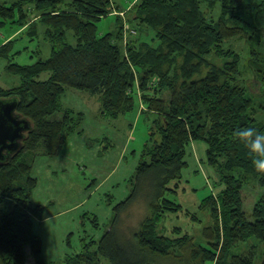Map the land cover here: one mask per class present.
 <instances>
[{"label": "trees", "instance_id": "16d2710c", "mask_svg": "<svg viewBox=\"0 0 264 264\" xmlns=\"http://www.w3.org/2000/svg\"><path fill=\"white\" fill-rule=\"evenodd\" d=\"M117 8L113 0L0 4V26L16 23L35 35L40 23L51 48L48 58L32 65L9 61L7 70L21 84L0 87V100L17 99L18 116L31 124L20 150L0 164V264H54L43 258L42 240L33 231L43 209L32 201L38 183L33 168L39 156H58L83 124V112L64 106L68 89L98 96L101 115L111 119L132 112L136 95L151 126L131 192L113 207L109 229L66 264H254L256 246L240 254L232 249L250 238L264 242V196L248 213L243 195L251 181L264 188V173L256 171L253 155L234 133L243 127L264 132L258 118L264 105L248 95L264 85V52L250 49L246 64L256 76L250 87L239 78L241 55L225 42L264 39V0H135L126 10L139 34L130 41L119 14L116 30L98 35V23ZM32 14L37 18L29 22ZM15 41L0 46V59L10 60ZM212 54L227 60L212 63ZM197 141L207 144L206 161L223 187L200 205L211 219L202 231L206 244L179 227L161 225L183 212L170 195L177 196L189 146ZM138 201L147 213L128 226L126 215Z\"/></svg>", "mask_w": 264, "mask_h": 264}, {"label": "rangeland", "instance_id": "374dc122", "mask_svg": "<svg viewBox=\"0 0 264 264\" xmlns=\"http://www.w3.org/2000/svg\"><path fill=\"white\" fill-rule=\"evenodd\" d=\"M14 1L0 0V4H10ZM134 2L135 0H113V3L121 9H114L112 14L104 17L98 23V35L115 31L117 28V14H119L125 23L124 39L130 41L133 39L132 36H137L139 31L129 25V12L126 10ZM36 18L37 15L32 14L29 22H33ZM30 30L27 26H18L16 23L0 26V46L11 39L16 40L10 51V60L0 59V87L9 89L21 84L20 77L7 70L9 61L20 65H32L40 57H49L51 48L46 40V27L38 23L35 35L29 34ZM68 39L75 43L72 32L68 33ZM142 40L148 41L145 37ZM256 40L260 41L256 42ZM252 46L263 53L264 39H255L249 44L245 39L237 38L225 42V47L234 49L241 55V77L239 76V78L243 80V83L250 82V87L251 83L256 81V76L246 64ZM208 60L221 65L227 59L218 58L212 54L208 57ZM253 89L254 91L248 89V95L255 100L256 105H264V85H260L258 88L253 86ZM134 101L136 106L132 112L117 119H111L100 114L98 96L74 89H68L65 93L63 97L65 107L84 113L82 125L86 133L77 140L80 141L78 142L77 152L73 155H65L68 158L70 157L71 164L68 166L69 169L65 172L66 176L64 178H62V173H58L57 178L54 177L52 182L44 180L42 175L46 168L42 167L41 159L49 158L47 156L37 157L33 168V174H42L40 178L47 191L41 196L36 195V199L45 202V208L41 215L34 217L33 220V231L42 240V255L47 261L50 260L54 264H66V259L73 258L76 256L74 254L84 250V244L90 241L89 237L95 236L99 240L98 238L110 227L111 219L114 216L113 207L131 192V185L128 180L136 171L139 162L138 152L141 151L147 141L151 126V121L146 119L141 111L143 105L140 98L135 95ZM260 110L258 118L261 122H264V109L260 108ZM83 139L90 141L89 147L82 148ZM134 151H137V153ZM124 152L125 158L122 157ZM126 152H128L127 155ZM82 160H84V163H79L80 166L73 165V161L79 162ZM187 161L189 166L183 173L191 186L198 189L197 196L199 199H203L213 192L212 184L217 193L223 189V187L215 186V183L219 181V177L214 169H212V173L208 172L207 178H209L207 180H210L207 181L203 176L206 173L202 172L200 175H196L193 172L197 169V166L190 161L189 154ZM56 163L50 164V168L55 170L57 168ZM114 186L116 187L114 188ZM108 193L112 194L114 203H111L108 199ZM243 195L244 209L251 213L256 202L264 196V188H260L255 181H251L244 186ZM170 197L172 198V196ZM174 198L176 199V196ZM33 202L36 203V200H33ZM88 211L98 215L99 225H95L93 216L86 213ZM146 213L143 201L136 202L126 215L128 217L127 225H136ZM198 213L199 220L191 221L188 216L184 215L188 222H182L181 224L185 231L187 230L190 235L195 237L197 242L206 244L202 231L211 224L210 214L207 209L201 210L200 208ZM166 221L167 218L161 225H165ZM79 245L80 251L77 250ZM252 246L257 247L254 264H261L264 260V242L256 238H250L248 241L234 247L232 253L248 252ZM28 260L31 263L33 258L30 256ZM102 264L109 263L103 259Z\"/></svg>", "mask_w": 264, "mask_h": 264}, {"label": "crops", "instance_id": "0c3cea01", "mask_svg": "<svg viewBox=\"0 0 264 264\" xmlns=\"http://www.w3.org/2000/svg\"><path fill=\"white\" fill-rule=\"evenodd\" d=\"M67 108H69V107H67ZM99 112L101 114V105L99 107ZM85 133H86L85 132V128L82 125L80 127L79 131H77L71 138L69 137L70 140L69 141L67 140V143L63 146V148L60 151V154L57 157H49V158H42L41 159L42 160V167L44 166L46 168L45 171L43 172V175L41 174L45 181L52 182L54 177L57 178V174L58 173H62V176H63L62 178H64L66 176L65 172L68 171V169H69L68 166L71 164V160H70V157L68 158V156H65V155L66 154L67 155H73V153L77 152V147L79 145L78 142H80V141H77V140H78V138H82V136H84ZM91 136H93V135H91ZM89 143H90V141H86V139H83V141H82L83 147L82 148L89 147V145H90ZM203 143L204 142H201V141L192 142L191 145L189 146L188 154H189L190 161L192 163H195V165L197 166V169L195 171H193V172L196 175H200L202 172L206 173V175H203V176L207 180L209 178V177L207 178V174H208L209 171H210V173H212V169L213 168L211 166H209L207 161H206L207 144H205V143L203 144ZM143 148H144V146H143ZM143 148L141 149V151L138 152L139 153L138 154L139 155V162H140V159H141V153H142ZM124 149H125V147H124ZM134 152L137 153V151H134ZM127 153L128 152H126V155H127ZM122 157L123 158L126 157L125 156V152L122 154ZM186 160H187V158H186ZM54 162H57L56 163L57 164V168L55 170L50 168V166L53 165ZM139 162H138V164H139ZM79 163L80 164L84 163V160L79 161V162L78 161H73V165L74 166L75 165L80 166ZM187 163H188V165H187L186 168H188V166H189V162L188 161H187ZM138 164H137V166H138ZM206 166H209V167H206ZM34 167H35V164H34ZM136 169H137V167H136ZM135 173H136V171H135ZM135 173L129 178V180H128L129 183H131V179L135 175ZM41 175H38V174H35V173L33 174V176L35 178H37V182L38 183H37V186H36L35 190L33 191L32 201L36 200V203L33 202L34 205H42L43 206V209L41 211V213H42L44 208H45V205H44L45 202L43 203V202L39 201L38 199H36V195L37 194L39 196H41V194H43L44 192L45 193L47 192L45 190V185L41 181V178H40ZM209 180H207V181H209ZM178 186H177L178 189H177L176 199L181 204V206L183 207V212L178 213V214L169 215L167 217L166 223H164L165 224L164 226L168 230H171L174 227H179V228L182 229L183 232L189 233L187 230L186 231L184 230V228H183V226L181 224L182 222H188L187 219H185L184 215H186L185 213H189V214H192V215L195 214V215L198 216L199 215L198 209L200 208L202 200L205 197L203 199H199V197L197 196V190L198 189H195V188H193L191 186L189 180L185 179L184 173H183V178L180 181V183L178 184ZM212 186H213V192L212 193L216 194L217 192L215 191V187H214L213 184H212ZM215 186H218V184H215ZM51 187H52V185H51ZM115 187L116 186H114V188ZM174 187H175V184L172 185V188H174ZM50 192H51V190H50ZM212 193H210V194H212ZM129 194H130V192H129ZM107 196H108V199L110 200V202L114 203V198H113L112 194L108 193ZM170 196H172V195H170ZM174 196H172V197L174 198ZM86 213L88 214V213H90V211H88ZM90 214H91V216H93V219L97 220V225H99L98 215H96L93 212L90 213ZM186 216H188V215H186ZM188 218H190V217L188 216ZM191 221H193V220L191 219ZM89 238H90V240L91 239L97 240V238H95V236L92 237V238L91 237H89ZM98 239H100V238H98ZM77 250L80 251V245L77 246ZM80 252H77L76 254H74V256L78 255ZM46 262L52 263L50 260L49 261L46 260Z\"/></svg>", "mask_w": 264, "mask_h": 264}, {"label": "water", "instance_id": "95a60500", "mask_svg": "<svg viewBox=\"0 0 264 264\" xmlns=\"http://www.w3.org/2000/svg\"><path fill=\"white\" fill-rule=\"evenodd\" d=\"M19 101L0 100V164L17 153L31 124L17 114Z\"/></svg>", "mask_w": 264, "mask_h": 264}, {"label": "clouds", "instance_id": "9594fccd", "mask_svg": "<svg viewBox=\"0 0 264 264\" xmlns=\"http://www.w3.org/2000/svg\"><path fill=\"white\" fill-rule=\"evenodd\" d=\"M241 142L245 143L253 155V166L257 172L264 173V132H259L252 127L237 129L234 133Z\"/></svg>", "mask_w": 264, "mask_h": 264}]
</instances>
